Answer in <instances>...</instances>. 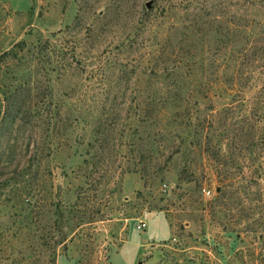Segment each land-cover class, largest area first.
I'll return each instance as SVG.
<instances>
[{"label":"rangeland","instance_id":"rangeland-1","mask_svg":"<svg viewBox=\"0 0 264 264\" xmlns=\"http://www.w3.org/2000/svg\"><path fill=\"white\" fill-rule=\"evenodd\" d=\"M0 264H264V0H0Z\"/></svg>","mask_w":264,"mask_h":264},{"label":"trees","instance_id":"trees-1","mask_svg":"<svg viewBox=\"0 0 264 264\" xmlns=\"http://www.w3.org/2000/svg\"><path fill=\"white\" fill-rule=\"evenodd\" d=\"M156 1H157V0H156ZM6 54H7V53L3 54V56H4V55H6ZM74 122H79V121H77V120L75 119V121H74Z\"/></svg>","mask_w":264,"mask_h":264}]
</instances>
